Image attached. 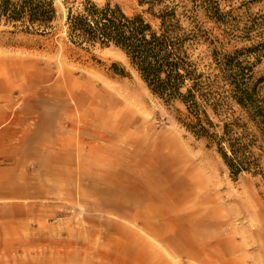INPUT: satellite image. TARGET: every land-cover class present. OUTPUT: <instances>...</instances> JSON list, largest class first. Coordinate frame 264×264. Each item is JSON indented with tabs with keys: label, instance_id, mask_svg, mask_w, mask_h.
Masks as SVG:
<instances>
[{
	"label": "rangeland",
	"instance_id": "rangeland-1",
	"mask_svg": "<svg viewBox=\"0 0 264 264\" xmlns=\"http://www.w3.org/2000/svg\"><path fill=\"white\" fill-rule=\"evenodd\" d=\"M82 1L53 0L56 19L45 35L0 26V57L23 61L25 65V72L17 79L0 77V109L9 107V102L14 108L16 102L22 110L19 131L36 134L41 124L37 123L36 109L32 113V100L50 97L59 107L54 123L50 124L54 125L56 150H64L63 160L71 163L70 171L57 174L51 195L0 201V206H4L0 207V264H99L102 259L114 264L115 259L132 256L140 247L149 255L147 264H264V177L251 173L232 176L214 149L196 140L178 122V105L167 107L144 90L145 85L120 51L114 47L84 50L72 45L65 33L66 8L75 10ZM91 1L98 5L108 2L119 6L128 16L142 15L150 20L146 13L148 6L141 5L142 0ZM169 1L190 6L189 0H168L166 4ZM245 1L218 0L221 9H235L226 28L199 15L205 21L203 28L211 29L222 40L226 53L250 45L251 41L236 38L246 21H261V28L254 32L263 30L264 2L248 8ZM254 72L256 77L264 76V58ZM11 80L13 84L16 80L15 84L26 83L22 92L10 84ZM62 80L66 88L72 83L87 82L95 90L127 87L145 95L157 122V132L177 137L216 163L221 177L232 188H242L257 200L259 213L243 221H223L216 214L208 225L196 223L195 219L183 222L181 217L192 210L187 207L184 212L172 211L174 205L169 202L177 195L166 189L164 177L147 172V153L143 150L105 157L91 151L95 149L90 144L81 146L79 139L88 137L85 131L81 133L83 127L95 131V128L105 130L109 125L85 119V113V121L79 122L82 104L75 95L72 101L64 89L56 86ZM6 119L10 123L11 115ZM40 128L45 131L48 127ZM117 140L121 141V136ZM147 189L162 200V216H150L147 212ZM136 237L139 241L132 246ZM107 253L116 254L117 258L107 257Z\"/></svg>",
	"mask_w": 264,
	"mask_h": 264
},
{
	"label": "trees",
	"instance_id": "trees-1",
	"mask_svg": "<svg viewBox=\"0 0 264 264\" xmlns=\"http://www.w3.org/2000/svg\"><path fill=\"white\" fill-rule=\"evenodd\" d=\"M166 1L142 0L147 20L108 2L83 0L75 10L66 8V37L84 50L120 51L152 96L167 107L179 106L178 122L212 147L232 176L264 177V76L254 72L264 58V27L254 32L262 22L246 21L236 38L250 45L226 53L199 15L226 28L234 8L223 10L218 0H189V7ZM55 19L53 0H0V26L45 35Z\"/></svg>",
	"mask_w": 264,
	"mask_h": 264
},
{
	"label": "bare ground",
	"instance_id": "bare-ground-1",
	"mask_svg": "<svg viewBox=\"0 0 264 264\" xmlns=\"http://www.w3.org/2000/svg\"><path fill=\"white\" fill-rule=\"evenodd\" d=\"M22 62L0 57V77L17 79L19 74L25 72V65ZM15 83L10 81L18 92H22L26 83L24 81ZM56 86L64 89V93L69 95L72 101H74L72 95H75V99L82 104L79 122L89 117L94 122L103 125L107 122L109 125L105 130L95 128V131H88L83 127L80 131L81 133L85 131L88 137L79 139L81 146L85 148L90 144L95 149L90 147L91 151H96L105 157H114L120 153L130 155L143 150L147 153V172L164 177L166 189L177 195L171 201L173 204L169 202L171 206L174 205L172 211L184 212L187 207L192 210V213L181 217L183 222L195 219L196 223L208 225L211 217L216 214L222 216L223 221L228 219L243 221L259 213L260 204L257 200L242 188H232L221 177L216 163L208 160L205 155L195 152L177 137L165 132H157L153 110L147 105L145 95L142 93L127 87L95 90L93 85L87 82L76 85L72 83L66 88L64 80ZM144 90L147 92V89ZM59 95L63 94L59 92ZM32 101L34 103L32 113L36 109L39 120L43 113H50L52 117L58 114L59 107L50 97ZM9 104V107L3 109L4 112H0V123L10 114L11 120L8 124L13 128L20 124L22 119L19 115L22 110L17 107L16 102L14 108L12 102ZM119 136L122 138L121 141L117 140ZM119 142L121 145L118 144ZM161 202L159 197L147 189V212L150 216L164 214ZM138 241V238L136 242L131 241V245H135ZM108 245L111 247L110 244ZM142 248L123 260L115 259L114 264H147V261H150L149 255L141 251ZM55 253H58L57 249ZM106 255L113 259L117 258L116 254L112 256L113 253ZM99 264L111 263L102 259Z\"/></svg>",
	"mask_w": 264,
	"mask_h": 264
},
{
	"label": "crops",
	"instance_id": "crops-1",
	"mask_svg": "<svg viewBox=\"0 0 264 264\" xmlns=\"http://www.w3.org/2000/svg\"><path fill=\"white\" fill-rule=\"evenodd\" d=\"M53 117L43 113L36 134H21L17 126L10 127L7 119L0 123V201L51 195L57 174L70 171L71 163L62 158L64 150H56L54 125L50 126ZM40 126L48 128L44 131Z\"/></svg>",
	"mask_w": 264,
	"mask_h": 264
}]
</instances>
